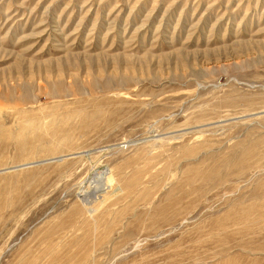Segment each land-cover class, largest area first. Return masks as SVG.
I'll list each match as a JSON object with an SVG mask.
<instances>
[{
  "label": "rangeland",
  "instance_id": "1",
  "mask_svg": "<svg viewBox=\"0 0 264 264\" xmlns=\"http://www.w3.org/2000/svg\"><path fill=\"white\" fill-rule=\"evenodd\" d=\"M263 192L264 0H0V264H264Z\"/></svg>",
  "mask_w": 264,
  "mask_h": 264
},
{
  "label": "bare ground",
  "instance_id": "2",
  "mask_svg": "<svg viewBox=\"0 0 264 264\" xmlns=\"http://www.w3.org/2000/svg\"><path fill=\"white\" fill-rule=\"evenodd\" d=\"M10 98H12V97L10 96ZM11 100H13V99H11ZM111 185L112 184L109 181V176H107V173L105 171L103 173V182H102V185H101V191H106L109 187H111ZM109 191H111V190H109ZM112 191H113V187H112ZM105 194H107V193H105ZM80 195H81V193H80ZM261 196H262L261 202H260V199H261L260 198L258 202L252 203V205L250 207H248V210H249L248 212L245 211V212H242L240 214L241 217H245L246 216L245 219H243L244 221H246V220L248 221L249 219L253 218L252 222L254 221V224L252 226L248 227V228H245V226H244L243 229H238V231H235V233L232 235V238L234 240L238 241V243H239L238 245L239 246H242V245L247 246L248 243L244 241V238H248L252 242L253 241H258L260 239L264 240V192H263V194ZM84 199H86V198H84ZM94 210H96V209H94ZM260 249H264V244H261L256 249V250H259L260 252H263V250H260ZM228 252H230V251L229 250H224L221 253H219V255L227 254ZM28 262H29L28 264H33V260L32 261L29 260Z\"/></svg>",
  "mask_w": 264,
  "mask_h": 264
}]
</instances>
